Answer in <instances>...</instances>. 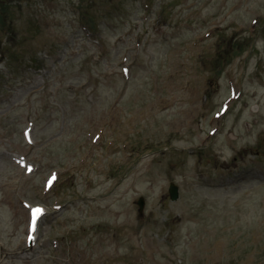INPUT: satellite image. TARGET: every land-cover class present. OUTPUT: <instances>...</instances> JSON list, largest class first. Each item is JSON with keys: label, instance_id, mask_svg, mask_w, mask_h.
<instances>
[{"label": "rangeland", "instance_id": "obj_1", "mask_svg": "<svg viewBox=\"0 0 264 264\" xmlns=\"http://www.w3.org/2000/svg\"><path fill=\"white\" fill-rule=\"evenodd\" d=\"M0 19V264H264V0Z\"/></svg>", "mask_w": 264, "mask_h": 264}, {"label": "water", "instance_id": "obj_2", "mask_svg": "<svg viewBox=\"0 0 264 264\" xmlns=\"http://www.w3.org/2000/svg\"><path fill=\"white\" fill-rule=\"evenodd\" d=\"M168 191H169L170 198L172 200H176L178 198V187L173 182H171L169 184ZM138 204H139V207H140V210H141V208L143 206V199H142V197L139 198Z\"/></svg>", "mask_w": 264, "mask_h": 264}, {"label": "snow or ice", "instance_id": "obj_3", "mask_svg": "<svg viewBox=\"0 0 264 264\" xmlns=\"http://www.w3.org/2000/svg\"><path fill=\"white\" fill-rule=\"evenodd\" d=\"M36 211H39V210H36Z\"/></svg>", "mask_w": 264, "mask_h": 264}, {"label": "trees", "instance_id": "obj_4", "mask_svg": "<svg viewBox=\"0 0 264 264\" xmlns=\"http://www.w3.org/2000/svg\"><path fill=\"white\" fill-rule=\"evenodd\" d=\"M1 20V19H0Z\"/></svg>", "mask_w": 264, "mask_h": 264}]
</instances>
